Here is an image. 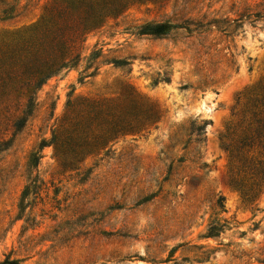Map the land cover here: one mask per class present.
I'll list each match as a JSON object with an SVG mask.
<instances>
[{
    "label": "rangeland",
    "instance_id": "obj_1",
    "mask_svg": "<svg viewBox=\"0 0 264 264\" xmlns=\"http://www.w3.org/2000/svg\"><path fill=\"white\" fill-rule=\"evenodd\" d=\"M53 1L0 4L1 48L27 42ZM263 15L264 0H130L88 30L78 66L46 80L0 151V262L264 264V182L249 173L264 152L242 146L264 94ZM164 20L190 29L138 32ZM18 100L0 106V136Z\"/></svg>",
    "mask_w": 264,
    "mask_h": 264
},
{
    "label": "trees",
    "instance_id": "obj_2",
    "mask_svg": "<svg viewBox=\"0 0 264 264\" xmlns=\"http://www.w3.org/2000/svg\"><path fill=\"white\" fill-rule=\"evenodd\" d=\"M130 0H54L46 9L41 25L32 29L27 42H17L16 49L10 46L2 49L0 46V106L4 108L11 105L15 98H23L21 113L12 120V136H0V151L10 146L14 137L25 126L28 117L36 106V93L48 78L59 73L68 66H78L81 53L78 51V40L90 29L97 27L107 18L116 16L124 11ZM133 1V0H132ZM0 4H9L8 0H0ZM15 8L10 5L3 9V18H11ZM260 16V14H256ZM264 16V15H263ZM190 27L187 24H173L168 20L146 22L139 28V33L150 36H163L173 28ZM30 40V42L28 41ZM94 58L99 51H94ZM116 64H125L124 60H115ZM93 74V72H92ZM27 90H25V89ZM21 97V98H20ZM70 104V102H69ZM253 122L249 127L247 136L242 140V146L258 147L264 152V94L252 102ZM207 121L201 125L204 130ZM128 124L127 129H133ZM53 139H43L39 148L54 142ZM41 155L39 150L32 154L30 167H37ZM249 173L254 179L253 186L258 187L264 182V164L258 167L249 165ZM38 185L35 179L27 184L22 193L20 203L21 212L24 209L23 200L30 193L35 192ZM253 189V188H252ZM155 194L145 197L151 199ZM217 205L224 208V197L220 196ZM222 228L217 223L210 224L206 236H219ZM170 258H167L169 260ZM0 264H19L18 260H4Z\"/></svg>",
    "mask_w": 264,
    "mask_h": 264
}]
</instances>
